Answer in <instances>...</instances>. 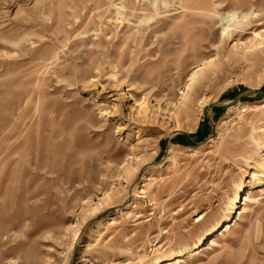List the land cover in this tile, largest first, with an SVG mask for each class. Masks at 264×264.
<instances>
[{
	"label": "rangeland",
	"instance_id": "rangeland-1",
	"mask_svg": "<svg viewBox=\"0 0 264 264\" xmlns=\"http://www.w3.org/2000/svg\"><path fill=\"white\" fill-rule=\"evenodd\" d=\"M263 164L264 0H0V264H264Z\"/></svg>",
	"mask_w": 264,
	"mask_h": 264
},
{
	"label": "bare ground",
	"instance_id": "bare-ground-1",
	"mask_svg": "<svg viewBox=\"0 0 264 264\" xmlns=\"http://www.w3.org/2000/svg\"><path fill=\"white\" fill-rule=\"evenodd\" d=\"M137 8V7H136ZM141 9V8H140ZM142 11V10H141ZM208 13V12H207ZM248 15H250V14H245V15H243L241 18L242 19H244V18H247V16ZM227 16V15H226ZM251 17V16H250ZM221 19V18H220ZM223 19V18H222ZM225 19V18H224ZM227 20V19H226ZM225 20V21H226ZM251 20V19H250ZM228 25V26H227ZM232 26V27H237L238 25H240V20H238L237 19V17H232L231 18V20H230V23L229 24H226V27H223V29H222V33L220 34V35H222V38H225L227 35H228V27L229 26ZM234 29V28H233ZM219 32V31H218ZM222 45V44H221ZM212 61V59L211 60H209V62H211ZM196 78V73H192V79L194 80ZM186 97H187V95H186ZM263 167H264V164H263ZM264 174H263V171H260L259 172V176H263ZM251 197L250 196H248V195H245V197H244V202H250L251 201ZM226 228H229V225H227V227ZM210 244V246L211 247H215V246H217V242H215L214 240H210V242H209ZM178 254V253H177ZM183 261V259L181 258V257H178V258H176L174 261L173 260H171V261H168V262H166V263H168V264H180L181 262ZM185 263V262H184Z\"/></svg>",
	"mask_w": 264,
	"mask_h": 264
}]
</instances>
